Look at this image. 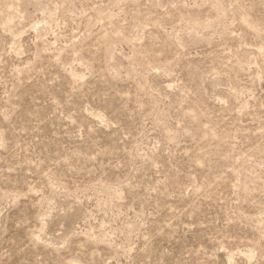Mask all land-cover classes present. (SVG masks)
<instances>
[{
    "label": "rangeland",
    "instance_id": "obj_1",
    "mask_svg": "<svg viewBox=\"0 0 264 264\" xmlns=\"http://www.w3.org/2000/svg\"><path fill=\"white\" fill-rule=\"evenodd\" d=\"M0 264H264V0H0Z\"/></svg>",
    "mask_w": 264,
    "mask_h": 264
}]
</instances>
